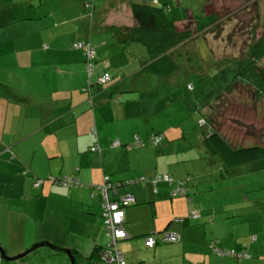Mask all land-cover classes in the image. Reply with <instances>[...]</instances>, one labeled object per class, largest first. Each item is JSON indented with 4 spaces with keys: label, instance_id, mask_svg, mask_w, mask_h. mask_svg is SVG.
Returning a JSON list of instances; mask_svg holds the SVG:
<instances>
[{
    "label": "crops",
    "instance_id": "0c3cea01",
    "mask_svg": "<svg viewBox=\"0 0 264 264\" xmlns=\"http://www.w3.org/2000/svg\"><path fill=\"white\" fill-rule=\"evenodd\" d=\"M86 1L0 0V88L14 92H0V197L21 198L27 188L30 193L39 191L42 197L53 195V199L75 205L83 213L82 218L94 225L86 229V241H78L79 246H65L80 254L77 248L82 247L89 256L95 245H103L107 239L97 186L109 175L114 186V192L109 193L114 198L130 195L136 201L124 210V228L129 237L118 243V249L121 245L127 253L123 254L128 263L232 264L229 256L216 253L222 257L214 260L208 255L213 254L209 247L214 251L211 245L221 248L216 242L230 246L223 236H214L208 229L196 235L195 229L187 226L203 219L199 214L196 218L190 215L198 213L188 206L193 201L190 187L196 188L193 178L182 177L158 156L157 146L161 143L164 154L168 149L174 153L192 149L185 137L188 120L173 123L160 120V116L181 113L184 94L189 96L194 88H177L181 81L176 71L165 78L146 70L150 58L142 44L131 38L130 28L136 25L131 2L152 0H95L91 18ZM158 4L167 8V15L181 29L176 19L188 12L182 2L158 0ZM210 8L212 13H219ZM201 9L203 13L209 11ZM209 21L200 28L213 23ZM77 40H88L95 46L96 62L89 77L81 51L72 47ZM169 55L176 60L177 48H172ZM105 72L111 80L96 84ZM113 126L114 134L105 135L104 128ZM151 133L163 134L159 144L149 146ZM135 134L149 145L126 149L112 144H125ZM183 137L185 144L173 146ZM95 146L98 151H92ZM201 148L206 154L203 144ZM26 169L28 174L24 173ZM39 173L75 176L95 188L65 187L50 181L34 187L33 177H39ZM164 174L184 181L185 192H180L184 197L171 196L176 183L149 182ZM142 177L149 181L127 183ZM167 214L175 221L164 227ZM163 230L176 231L179 237L178 251L172 255L165 254L167 247L160 243L151 248L143 244L146 234ZM42 235L48 237L49 231ZM87 243L91 244L86 248ZM239 248V252L249 249L248 245ZM257 252L253 247V259L259 257Z\"/></svg>",
    "mask_w": 264,
    "mask_h": 264
},
{
    "label": "rangeland",
    "instance_id": "374dc122",
    "mask_svg": "<svg viewBox=\"0 0 264 264\" xmlns=\"http://www.w3.org/2000/svg\"><path fill=\"white\" fill-rule=\"evenodd\" d=\"M179 1L188 12L179 14L176 19L180 21L178 27L201 31L200 27L207 20L212 23L219 16L217 11L212 13V6L214 10L222 12L223 29L221 33L216 32L214 37L211 35L210 41L199 36L178 50L174 61L178 65L175 71L180 75V80L184 83L195 82L200 86H196L189 96L184 94L181 113H167L165 117L160 116V120H172L173 123L188 120L185 137L190 141L192 149L176 153L168 149L164 154L161 143L157 146L158 156L162 162L173 166L174 171L182 177L193 178V183L196 184V188L193 185L190 187L193 201L188 206L198 212L197 215H202L203 219L189 222L187 226L195 229L196 235H200L203 229H208L214 236H223L230 245L226 248L220 241L216 242L223 250L231 248L238 253L240 246L248 245L250 258L239 260L235 256H229L233 260H229L232 264H264V156L251 162L229 166L219 155L205 154L201 144L205 134L209 132L208 126L198 124L200 117H210L215 130L227 137L233 146L255 143L264 146V98L255 99L247 86L238 84L233 93H222L214 103L213 110L211 106L202 109L207 100L213 103L214 95L223 91L229 79L231 82L238 75V60H225L219 56L240 57L239 52L244 53L248 48L253 28L260 24L259 29L264 31V0ZM201 8L209 11L203 13ZM258 65L262 67L263 61L258 62ZM0 92L14 95V92L3 88H0ZM104 134H114V126L104 128ZM187 141L183 137L173 146L179 147ZM24 177L29 176L24 174ZM39 177L38 181H50L46 174L39 173ZM22 196L13 199L0 197V245L8 256L23 253L42 241H49L60 247L79 246V242L86 241V229L94 224L84 220L83 213L75 205H70L65 199H53V195L42 197L39 191L30 193L27 188L22 191ZM179 197L184 196H176ZM165 217L167 220L164 227L175 221L169 214ZM47 230L49 236L44 237L42 233ZM178 242L179 240L160 242V246L167 247L164 253L172 255L174 251H178ZM90 244H85L86 248ZM253 247H256L259 254L255 259ZM77 249L81 252L76 251L77 264H90L86 249ZM120 249L122 250L121 245ZM209 250L214 255L210 252L208 255L214 260L222 257L210 247ZM122 252L127 254L123 250ZM133 253H136V248ZM5 263L70 264V258L63 252L40 246L20 259ZM98 263L105 264L103 261Z\"/></svg>",
    "mask_w": 264,
    "mask_h": 264
},
{
    "label": "trees",
    "instance_id": "16d2710c",
    "mask_svg": "<svg viewBox=\"0 0 264 264\" xmlns=\"http://www.w3.org/2000/svg\"><path fill=\"white\" fill-rule=\"evenodd\" d=\"M94 1L95 0H87L84 4L85 7L90 8L88 9V13L90 18L93 16V7H94ZM167 8L164 6H161L158 4V0H152L150 3H143V2H137L133 1L131 2V10H132V15L136 21V25L130 28L131 30V38L136 40L137 42H140L142 46L144 47L147 55L150 58V62L146 65V70L150 71L151 73H154L158 76L161 77H169L177 68L178 65L175 63V61L172 59V57L169 55V52L172 50V48L176 47L177 50L181 49L186 43L196 40L199 36H204L206 41H210L211 35L216 34V32H220L223 29V20L221 18V13H218V18H215L213 20L214 22L209 25L207 28L194 32L192 29L188 28H177L175 21L171 16H168L166 13ZM191 19V18H189ZM260 24L256 25L253 28L252 31V37H250V42L248 44V48L244 53L239 52V56L233 55H221L219 58H224L225 60H230L236 59L238 60L237 68H238V75L234 76L235 78L231 79L232 81L229 82L228 84L223 88L222 92H218L217 94L214 95V100L213 103L209 100L204 103V107L206 106H211L210 108L213 110L215 107L213 106L215 102H217L220 98V95L222 93H233V91L237 88L238 84H241L242 86H247V89L252 90V95H254L255 99H260L264 98V31L263 29H259ZM260 31V32H258ZM78 41V40H77ZM81 41V40H80ZM85 42H89L88 40H83ZM93 45V44H92ZM95 49V47H94ZM81 51L80 49H77ZM82 53V51H81ZM83 55V53H82ZM84 57V63H85V56ZM231 58V59H230ZM263 61V66H259L258 62ZM94 65L96 62V50H95V57H94ZM87 72V70H86ZM94 72V68H93ZM109 76V80L106 82H100L97 81L96 84L98 85H103L111 80V76L109 75L108 72H105ZM88 75V72H87ZM91 76V75H90ZM181 81V80H180ZM184 86L187 87L185 88V91H192L197 85L195 82H186L184 83L181 81V84L178 85L177 88ZM205 121V126H208V131L205 134V137L203 139V146L208 154L212 155H219L224 161L225 164L229 166H234L238 164H243L247 162H251L256 160L257 158H260L264 156V146L259 145V143L255 144H249V146L246 145H237L233 146L229 141L228 138L222 135L219 131L215 130L213 127V121L212 118L208 117H202ZM156 134H162V133H151L149 137L147 138L148 142L150 145H153L151 143L150 136L151 135H156ZM163 135V134H162ZM138 136V135H137ZM140 138V137H139ZM141 139V138H140ZM143 140V139H141ZM134 141V136L133 139L125 144H121L119 142L118 145L116 146H123L126 149H136V148H130L129 146L132 144ZM146 145L138 146L137 148H142L144 146L149 145L148 142H145ZM113 144V143H112ZM99 147L96 148L92 147V151H98ZM24 173L28 174V170L26 169ZM63 177H69V178H76L75 176L71 175H48V179H50V182L56 185L60 186H65V187H88L89 188H95L94 185H84L81 183L78 178L73 183H64ZM108 178V181H110L109 175L106 176ZM34 180L32 182V185L34 187H38L42 182L44 181L43 179L42 182H40L38 185H35L40 179L39 177H33ZM111 182V181H110ZM133 182H141L138 179H130L127 180V183H133ZM179 185L180 179L174 178V182ZM112 184V183H111ZM123 183H120L121 185ZM125 184V183H124ZM113 185V184H112ZM101 196V204L103 205V198H102V193L100 189L98 188ZM113 190L114 192V187L108 189V198L111 202H118L120 203V208L123 211V221H122V227L124 231L126 232L124 228V220H125V213L124 210L135 204V199L133 201L128 202L126 205H122L120 202V197L114 198L110 193ZM110 192V193H109ZM181 194V193H180ZM178 194V195H180ZM176 195V196H178ZM134 198V197H133ZM188 201V200H187ZM190 202V201H188ZM101 212H102V225L105 229L106 232V241L105 244L103 245H95L93 248V251L88 258L91 260L92 258L94 261H91L90 264H99V261L105 262L100 256V251L102 249H105L109 245V240H110V235H108V232L106 230V225H104V219H103V207H101ZM168 230H163L160 233L151 231L149 234H146L143 237V244L146 247H153L156 243L160 242H176V240H169V239H164L163 235L168 233ZM152 235L155 238V243L153 246H147L145 244V238L148 236ZM126 238H119L117 239V248H118V243L122 240H126L129 237V234L126 232ZM179 238V237H178ZM71 248V247H69ZM120 250V249H119ZM71 251L74 255V264H77V258H76V250L71 248ZM124 264H131L128 263L124 257L123 252L120 250ZM105 264H108L105 262ZM115 264V263H114ZM138 264V263H134Z\"/></svg>",
    "mask_w": 264,
    "mask_h": 264
},
{
    "label": "built area",
    "instance_id": "2783aa9c",
    "mask_svg": "<svg viewBox=\"0 0 264 264\" xmlns=\"http://www.w3.org/2000/svg\"><path fill=\"white\" fill-rule=\"evenodd\" d=\"M72 47L75 49H80L85 56V68L88 72V77L92 75L93 68H94V57H95V49L92 44L89 42H85L83 40L76 41L72 44ZM109 80V76L107 73H104L103 75L99 76L97 78V81L100 82H106ZM92 132H94V129L92 128ZM161 135H151V143L152 144H158L161 140ZM118 141H114L113 145H118ZM145 145L144 141L141 140L137 135H134V141L129 146L130 148H137L138 146ZM76 179L75 178H69V177H63L64 183H73ZM141 182H146L147 179L142 177L139 179ZM153 184H155L158 181H165L169 184H172L174 182V179L169 174H164L162 176H155L153 179L150 180ZM42 181L35 182V185H38ZM101 193L103 198V219H104V225H106V230L108 232V235H110L109 245L105 249H102L100 251V256L105 262L108 264H124L123 256L120 252V250L117 248V239L119 238H126V232L124 231L122 227V221H123V211L120 208V203L118 202H111L108 198V189L113 188L114 186L108 181V178L104 177L103 184L97 186ZM180 192H185V189L183 188V182L180 181L179 185L176 187L175 190L171 191V196H175L179 194ZM133 196L125 195L120 197V202L124 206L128 202L133 201ZM191 217L195 218L197 217V214L193 211L190 212ZM164 239L169 240H176L178 239V236L174 233H166L163 235ZM155 243V238L150 235L147 238H145V244L147 246H153ZM213 250L218 254H227L230 256H235L237 258L241 257H247V251L243 249L242 251L236 253L234 250L229 251H223L219 248L213 247ZM0 264H4L2 257L0 255Z\"/></svg>",
    "mask_w": 264,
    "mask_h": 264
},
{
    "label": "water",
    "instance_id": "95a60500",
    "mask_svg": "<svg viewBox=\"0 0 264 264\" xmlns=\"http://www.w3.org/2000/svg\"><path fill=\"white\" fill-rule=\"evenodd\" d=\"M40 246H47L51 250L65 253L70 258V264H74L75 258H74V255H73L72 251H71V248H69V247H60V246L55 245L54 243L49 242V241H42V242L35 243L34 245H32L30 248H28L23 253H20V254H17V255H12V256H8L5 253L3 247L0 245V254H1V256H2L4 261L11 262V261H14V260H17V259H20V258L24 257L29 252H31L32 250H34V249H36V248H38Z\"/></svg>",
    "mask_w": 264,
    "mask_h": 264
},
{
    "label": "clouds",
    "instance_id": "9594fccd",
    "mask_svg": "<svg viewBox=\"0 0 264 264\" xmlns=\"http://www.w3.org/2000/svg\"><path fill=\"white\" fill-rule=\"evenodd\" d=\"M78 41H80V40H78ZM76 42V41H75ZM74 43V42H73ZM94 46V45H93ZM95 47V46H94ZM198 124H199V126H205V121H204V119L202 118V117H200L199 119H198ZM136 135V134H135ZM156 135H161L162 136V138H163V135L162 134H156ZM162 138H161V140H162ZM161 140H160V142H161ZM159 142V143H160ZM158 143V144H159ZM153 145H157V144H153ZM172 176V175H171ZM173 177V176H172ZM173 179H174V177H173ZM149 180L147 179V181L146 182H148ZM149 182H151V181H149ZM183 182V185H184V181H182ZM152 183V182H151ZM185 189V188H184ZM196 218V217H195ZM211 247H212V245H211ZM213 247H215V246H213ZM215 248H219V247H215ZM219 249H221V250H223L222 248H219ZM246 251H247V249L246 248H244ZM229 250H231V249H229ZM229 250H223V251H229ZM232 250H234V249H232ZM243 250V249H242ZM241 250V251H242ZM213 252H215V251H213ZM216 253V252H215ZM247 254H248V256L247 257H241V258H235V259H242V258H249V253H248V251H247ZM1 255V254H0ZM223 256H230V255H227V254H223ZM2 257V256H1ZM230 257H234V256H230ZM2 260H3V258H2ZM6 261H4L3 260V263L4 264H8V263H5Z\"/></svg>",
    "mask_w": 264,
    "mask_h": 264
}]
</instances>
